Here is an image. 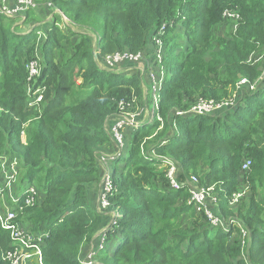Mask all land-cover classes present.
<instances>
[{
    "label": "trees",
    "instance_id": "1",
    "mask_svg": "<svg viewBox=\"0 0 264 264\" xmlns=\"http://www.w3.org/2000/svg\"><path fill=\"white\" fill-rule=\"evenodd\" d=\"M51 2L72 26L61 29L56 12L39 42L38 28L20 31L21 18L0 15V155L17 158L18 189L28 183L39 192L19 217L47 234L43 264H83V249L108 220L86 198L101 178L96 152L110 140L105 125L119 100L144 102L143 78L98 61L148 50L157 35L166 49L158 109L130 131L125 155L112 165L109 200L119 216L95 257L101 264H264V0ZM39 9H27L22 22L37 21ZM223 23L233 27L227 34L217 33ZM33 59L40 74L29 83ZM28 84L44 88L39 107L27 105ZM200 98L224 106L176 113ZM165 161L177 166L180 188H171ZM190 174L210 188L220 224L188 203ZM7 248L0 228V264Z\"/></svg>",
    "mask_w": 264,
    "mask_h": 264
},
{
    "label": "built area",
    "instance_id": "2",
    "mask_svg": "<svg viewBox=\"0 0 264 264\" xmlns=\"http://www.w3.org/2000/svg\"><path fill=\"white\" fill-rule=\"evenodd\" d=\"M37 0H1L0 2V15L5 17L24 18L25 11L30 7L37 5ZM10 2L9 4H4ZM49 6L53 7V3L49 2ZM224 15L229 17H237V14L231 10H225ZM132 60V56L125 54L121 55L118 52L108 54L103 57L104 63L108 67H113L123 61ZM28 77L27 80L31 83L40 74V67L38 59L31 60L27 66ZM243 82V81H241ZM155 81H153V84ZM29 107H39L43 99L44 88H33L32 85L27 86ZM156 91V90H155ZM158 97V96H157ZM155 98V97H154ZM225 106L231 105L232 102H225ZM136 107L134 105V98L131 101H125L121 99L118 101V111L112 116V124H109L108 135L112 139L114 144V150L110 152L100 151L99 156L96 158L99 168L101 170V191L100 199L105 204L107 197L113 193L115 187L111 182V170L110 163L120 159L125 155L123 151L124 139L122 135V128L131 127L136 128L140 123L145 122L142 120L140 112H131L130 108ZM224 105L215 103L213 100L198 99L197 102L187 111H176L177 114H209L214 113L221 109ZM140 108V107H139ZM141 109H143L141 107ZM158 109V99L154 102L151 112V118L155 115ZM129 113V115H127ZM159 118V117H158ZM147 120L146 122H151ZM0 160V228L6 231L9 235V248L2 252V260L7 264H29L34 260L33 264H43V250L42 244L47 234L34 233L26 228L24 223L20 220L19 215L24 210V207L33 206L39 197V192L33 184L24 186V189H18L16 182L18 181L19 166L17 158H13L11 161ZM251 161L245 160L242 165V170H248L250 168ZM166 178L169 181L171 188L178 189L181 184L176 179V167L174 164L167 162ZM184 185V183H182ZM185 186L188 187L190 194L188 203L194 205L198 210L203 209L206 217L212 225L220 224L219 217L214 213L212 209L216 206V199L210 195V188L199 187L197 185V177H192V180H187ZM240 196V192L234 194L233 201H236ZM212 198V199H211ZM108 202V201H107ZM118 214H114L117 217ZM115 221H113V224ZM110 226H106L101 230L100 234H104V238L109 231ZM99 232V231H98ZM244 234V233H243ZM103 247V239H100V243H94L91 246L87 255H81V263L83 264H98L94 259L96 251Z\"/></svg>",
    "mask_w": 264,
    "mask_h": 264
},
{
    "label": "rangeland",
    "instance_id": "3",
    "mask_svg": "<svg viewBox=\"0 0 264 264\" xmlns=\"http://www.w3.org/2000/svg\"><path fill=\"white\" fill-rule=\"evenodd\" d=\"M51 2V0H37L36 3L39 4V15L40 18L37 21H33V22H27V23H23L21 19H16L15 24H19V30L23 31V32H28L31 30V28L33 29L34 27L38 28V30L36 31L38 33V42L39 40H41L42 38L46 37V30L47 27L52 23L53 21V15L54 13L58 12L61 16V24H60V28L64 29L67 31L66 28H71V24L70 21L60 12L58 11L54 6L51 7L48 5V3ZM10 2H5L4 4H9ZM52 3V2H51ZM229 17V16H228ZM233 18H237V17H233ZM236 28V25L234 26V29ZM233 29L232 26L227 25L226 23L222 24L218 29H217V33L219 34H227L228 31H231ZM19 31V32H20ZM85 31L86 34L90 33L89 31L83 30ZM77 36H73L72 38H76ZM150 47L148 48V50H139V51H129V50H124V51H117L118 53H120L121 55H131L132 56V60H128V61H123L122 63H118L116 65H114L113 67H107V65L102 62V61H98V64L105 69H109V70H113L115 69L116 71H120L119 73H123L126 74L127 76H130L132 74H136L139 78H143L144 81H146L145 83H147V85H145L146 87H143V84L141 83L142 87H143V92L145 94L144 97V102L140 105H138L139 107H136L135 110H133V106L130 108L131 112H140L142 115V120L147 121V120H152L151 118V112L153 109V105L154 102L158 99V95L156 93V89H158V87L160 86V81L158 80V77H161L163 75V72L161 71L162 68H159L161 63H162V58L163 56H165L166 49H164V46L162 44V39L159 35H157V37H151L150 36ZM95 43V38H92V45H94ZM37 45V44H36ZM147 53V54H146ZM126 64V66L124 65ZM163 66V65H162ZM154 67L156 69H158V71H155ZM263 75L264 76V66H263ZM153 81H155V83L153 84ZM79 82V80H78ZM158 86V87H157ZM155 97V98H154ZM134 103H137V99L136 97H134ZM141 107L143 109H141ZM127 115H129V113H127ZM154 118V117H153ZM113 119V117H110L108 119V127L110 124V121ZM132 130L131 127H124L122 128V135H123V139H124V146H123V151L124 153H126L127 151V140L126 138L129 136L130 131ZM23 141H24V134L22 135ZM107 145H109V142L107 143ZM111 148L114 149L113 146H111ZM107 152L110 151V149H106ZM99 150L96 152V158L99 156H101V154H99ZM0 156H6L5 160L9 161L10 156L9 154L6 155H0ZM1 161H4V158H0ZM118 161V160H115ZM114 161V162H115ZM110 163V170H111V182L113 183L114 187V181H113V163ZM165 163H167L165 161ZM172 164H174L173 162H171ZM175 165V164H174ZM176 167V172H178L177 166ZM192 177H196V175L194 174H190L188 176L187 179L192 180ZM101 179V178H100ZM28 183H24L23 186H27ZM35 186V185H34ZM249 190V189H248ZM247 190V192H248ZM100 191H101V183L100 181L97 182L96 184H93L91 186H89L88 191H87V201L89 206L93 209L96 210L100 213H103V215L108 219L106 224H104L101 229L99 230V232L95 235V237L93 238V240L91 241V243L86 246L83 249V253H81V255H87L88 252L91 249V246L93 244V242L96 243H100V239H103V247L106 245V236L104 238V234H100L101 230L103 228H105L106 226H110V229L115 226L117 217L119 216V212L117 211L116 208H114L109 200V196L107 197L106 203L104 204L100 197ZM113 193H111L112 195ZM212 199V198H211ZM108 201V202H107ZM118 214L117 217H114V214ZM113 221H115V223L113 224ZM109 229V230H110ZM112 232V231H111ZM109 245L111 244V242L108 243ZM114 244V243H113ZM112 244V246H113ZM111 247V246H110ZM94 259L96 260V262L98 264H101L98 262V260L96 259V257H94ZM35 263L34 260L32 262H30L29 264H33Z\"/></svg>",
    "mask_w": 264,
    "mask_h": 264
},
{
    "label": "crops",
    "instance_id": "4",
    "mask_svg": "<svg viewBox=\"0 0 264 264\" xmlns=\"http://www.w3.org/2000/svg\"><path fill=\"white\" fill-rule=\"evenodd\" d=\"M110 124H112V121H110ZM105 129H106V131L108 130V122L106 123V125H105ZM108 132V131H107ZM22 140H23V138H22ZM111 146H113L114 147V144H113V141H112V139L110 138V140H109V145H105L104 147H102L99 151H107L106 149H110V151H112V150H114L113 148H111ZM115 148V147H114ZM110 151H108V152H110ZM94 243H96V242H94Z\"/></svg>",
    "mask_w": 264,
    "mask_h": 264
},
{
    "label": "clouds",
    "instance_id": "5",
    "mask_svg": "<svg viewBox=\"0 0 264 264\" xmlns=\"http://www.w3.org/2000/svg\"><path fill=\"white\" fill-rule=\"evenodd\" d=\"M53 5H54V4H53ZM54 7H55V6H54ZM55 8H56V7H55ZM56 9H57V8H56ZM57 10H58V9H57ZM58 11H59V10H58ZM4 157H6V156H4ZM14 158H15V157H14ZM12 159H13V158H12ZM12 159H11V160H12ZM11 160H9V161H11ZM17 161H18V160H17ZM18 166H19V164H18Z\"/></svg>",
    "mask_w": 264,
    "mask_h": 264
}]
</instances>
